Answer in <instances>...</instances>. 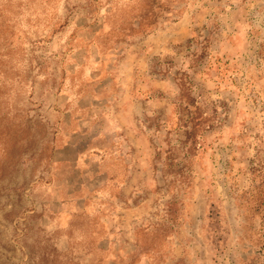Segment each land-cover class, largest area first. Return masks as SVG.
Listing matches in <instances>:
<instances>
[{
  "label": "rangeland",
  "instance_id": "1",
  "mask_svg": "<svg viewBox=\"0 0 264 264\" xmlns=\"http://www.w3.org/2000/svg\"><path fill=\"white\" fill-rule=\"evenodd\" d=\"M0 264H264V0H0Z\"/></svg>",
  "mask_w": 264,
  "mask_h": 264
},
{
  "label": "trees",
  "instance_id": "2",
  "mask_svg": "<svg viewBox=\"0 0 264 264\" xmlns=\"http://www.w3.org/2000/svg\"><path fill=\"white\" fill-rule=\"evenodd\" d=\"M179 86V109L180 117L178 124L184 130L185 140L182 142L183 153L186 156L194 155L204 133L213 126L214 112L208 113L204 103L193 95L192 83L187 75L178 77ZM184 114L183 116H181ZM173 149L171 152L173 154Z\"/></svg>",
  "mask_w": 264,
  "mask_h": 264
}]
</instances>
